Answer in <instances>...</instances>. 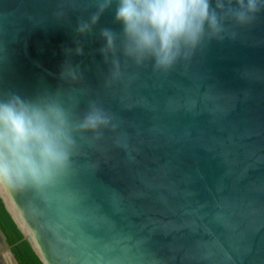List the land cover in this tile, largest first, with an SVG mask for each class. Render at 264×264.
<instances>
[{
  "label": "water",
  "instance_id": "obj_1",
  "mask_svg": "<svg viewBox=\"0 0 264 264\" xmlns=\"http://www.w3.org/2000/svg\"><path fill=\"white\" fill-rule=\"evenodd\" d=\"M100 3L0 0V94L50 92L73 120L91 105L110 118L76 133L56 183L0 184L6 210L44 264H264V13L162 71L123 54L117 0L77 34ZM0 264H19L1 228Z\"/></svg>",
  "mask_w": 264,
  "mask_h": 264
},
{
  "label": "clouds",
  "instance_id": "obj_2",
  "mask_svg": "<svg viewBox=\"0 0 264 264\" xmlns=\"http://www.w3.org/2000/svg\"><path fill=\"white\" fill-rule=\"evenodd\" d=\"M111 3L102 0L89 20L77 24V34L89 33ZM262 13L264 0H117L114 20L122 25L125 56L137 64L151 59L157 70L167 71L206 39L234 38L230 26H250ZM100 37V52H114L116 33L104 28ZM75 54L82 55L83 47L77 46ZM113 63L118 69V62ZM60 75L76 80L78 66L66 61ZM109 123V116L95 105L73 120L50 92L31 99L0 94V184L25 189L56 183L71 166L76 133L95 132Z\"/></svg>",
  "mask_w": 264,
  "mask_h": 264
},
{
  "label": "trees",
  "instance_id": "obj_3",
  "mask_svg": "<svg viewBox=\"0 0 264 264\" xmlns=\"http://www.w3.org/2000/svg\"><path fill=\"white\" fill-rule=\"evenodd\" d=\"M0 228L6 237L7 243L12 247V251L19 264H44L38 255L31 241L25 240L24 235L17 224L6 210L0 198Z\"/></svg>",
  "mask_w": 264,
  "mask_h": 264
},
{
  "label": "flooded vegetation",
  "instance_id": "obj_4",
  "mask_svg": "<svg viewBox=\"0 0 264 264\" xmlns=\"http://www.w3.org/2000/svg\"><path fill=\"white\" fill-rule=\"evenodd\" d=\"M5 238H6V237H5ZM2 255H4V253H3Z\"/></svg>",
  "mask_w": 264,
  "mask_h": 264
}]
</instances>
